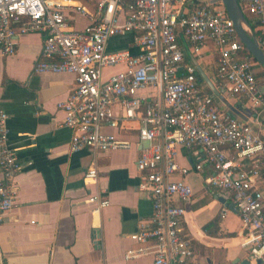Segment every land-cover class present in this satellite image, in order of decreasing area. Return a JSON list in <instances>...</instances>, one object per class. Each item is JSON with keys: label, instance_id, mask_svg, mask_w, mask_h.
<instances>
[{"label": "built area", "instance_id": "built-area-1", "mask_svg": "<svg viewBox=\"0 0 264 264\" xmlns=\"http://www.w3.org/2000/svg\"><path fill=\"white\" fill-rule=\"evenodd\" d=\"M238 2L264 50V0ZM74 16L87 25L76 29ZM30 33L44 37L36 73L75 77V90L59 105L64 127L73 132L72 152L131 148L103 133L104 126L137 133L140 189L152 201L154 227L132 236L140 246L127 260L152 256L155 264H193L183 204L194 196L187 178L203 175L205 167L177 161L181 150L192 149L213 169L206 184L231 201L241 219V247L264 260V139L253 127L264 121V85L222 0H0L3 54L14 55L17 39ZM124 36L133 37L129 46L112 50L113 40ZM212 48L221 92L242 101L250 123L227 115L203 90L197 66ZM148 90L160 98L140 96ZM8 120L0 108V223L17 205L16 178L23 169L10 145ZM97 176L94 166L86 181L95 183ZM90 202L109 205L100 195ZM229 212L225 208L222 217Z\"/></svg>", "mask_w": 264, "mask_h": 264}, {"label": "crops", "instance_id": "crops-1", "mask_svg": "<svg viewBox=\"0 0 264 264\" xmlns=\"http://www.w3.org/2000/svg\"><path fill=\"white\" fill-rule=\"evenodd\" d=\"M74 20L79 30L88 23L81 16ZM118 40L125 49L133 37L117 38L113 45ZM17 42V52L11 56H5L0 47V108L9 115L10 145L23 166L16 178L17 205L0 223V264H155L152 256L126 258L140 246L132 236L154 227L152 201L140 189L137 162L142 148L137 133L104 126L103 133L130 142L131 148L72 152L73 132L64 127L65 114L59 105L75 90V77L36 73L44 44L41 34H26ZM204 59L197 66L203 90L227 115L250 123L242 101L221 92L216 50L212 48ZM140 96L148 101L160 98L153 90ZM116 113H120L117 108ZM253 127L264 139V121ZM177 161L182 167L199 163L205 167L203 175L187 178L194 196L183 204L187 209L183 226L194 238L193 264H264L241 247L242 222L232 202L206 184L213 169L203 154L196 149L181 150ZM94 166L98 172L95 183L86 181ZM260 188L264 191V184ZM95 195L109 205L101 208L90 202ZM225 208L230 212L223 218Z\"/></svg>", "mask_w": 264, "mask_h": 264}, {"label": "water", "instance_id": "water-1", "mask_svg": "<svg viewBox=\"0 0 264 264\" xmlns=\"http://www.w3.org/2000/svg\"><path fill=\"white\" fill-rule=\"evenodd\" d=\"M222 2L235 25L240 42L244 45L246 51L264 70V50L261 48L256 37L252 33V27L242 11L238 0H222ZM222 202L226 204L225 200ZM231 208L234 209V205L231 206ZM242 264H249V262H242Z\"/></svg>", "mask_w": 264, "mask_h": 264}, {"label": "trees", "instance_id": "trees-1", "mask_svg": "<svg viewBox=\"0 0 264 264\" xmlns=\"http://www.w3.org/2000/svg\"><path fill=\"white\" fill-rule=\"evenodd\" d=\"M248 19V18H247ZM249 24L251 25V27L254 29L255 27L252 25V21L249 19ZM245 53L248 54L251 58L252 56L245 50ZM253 59V58H252ZM254 60V59H253ZM256 62V61H255ZM257 63V62H256ZM258 65V63H257ZM258 69L260 70L259 73L257 74L258 79L261 81H264V70L262 69L261 66L258 65Z\"/></svg>", "mask_w": 264, "mask_h": 264}, {"label": "rangeland", "instance_id": "rangeland-1", "mask_svg": "<svg viewBox=\"0 0 264 264\" xmlns=\"http://www.w3.org/2000/svg\"><path fill=\"white\" fill-rule=\"evenodd\" d=\"M117 43L115 44V45H113V43H112V48L113 49H115V50H121V49H124L122 46H119V40L118 41H116ZM108 74V73H107Z\"/></svg>", "mask_w": 264, "mask_h": 264}]
</instances>
